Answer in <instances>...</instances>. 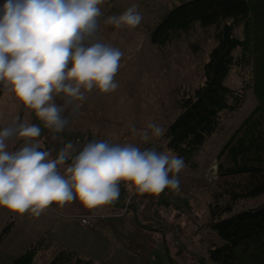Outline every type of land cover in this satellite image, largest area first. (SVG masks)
<instances>
[{
    "label": "clouds",
    "instance_id": "1",
    "mask_svg": "<svg viewBox=\"0 0 264 264\" xmlns=\"http://www.w3.org/2000/svg\"><path fill=\"white\" fill-rule=\"evenodd\" d=\"M103 2L6 0L0 7V84L18 108L35 114L53 139L78 115L90 93L108 94L119 86L115 77L125 52L98 36ZM142 19L133 5L104 23L115 36L136 29ZM56 97L64 103L58 105ZM132 131H137L134 126ZM139 134L148 142L164 129L149 122ZM40 136L39 125L19 117L0 130V206L13 213L39 217L53 204L63 208L77 199L85 209H99L119 199L121 182L130 196L179 189L185 163L178 155L93 140L76 155L68 142L53 158L51 151L41 150ZM13 137L24 140L14 152L8 144Z\"/></svg>",
    "mask_w": 264,
    "mask_h": 264
},
{
    "label": "trees",
    "instance_id": "2",
    "mask_svg": "<svg viewBox=\"0 0 264 264\" xmlns=\"http://www.w3.org/2000/svg\"><path fill=\"white\" fill-rule=\"evenodd\" d=\"M196 23L215 27L216 44L204 66V82L185 92L179 101L181 112L164 134L167 147L185 164L190 163L219 128L221 114L235 111L242 103L243 92L225 83L231 70L251 65L249 86L257 105L218 153L217 185L232 203L254 198L264 193V0H185L150 31V39L165 46L182 32H190ZM238 26H242V37L235 34ZM116 203L121 208V199ZM225 212L222 216L221 211L212 209L206 225L220 239L208 249L209 259L214 264H264V202L236 212L229 205ZM129 214L135 224L161 233L170 264H180L161 229L135 211ZM13 225L11 221L4 227L0 241ZM48 249L53 254L47 264H95L75 250L57 246L48 236L39 238L10 264H37L38 256ZM190 264H206V257H195Z\"/></svg>",
    "mask_w": 264,
    "mask_h": 264
},
{
    "label": "crops",
    "instance_id": "3",
    "mask_svg": "<svg viewBox=\"0 0 264 264\" xmlns=\"http://www.w3.org/2000/svg\"><path fill=\"white\" fill-rule=\"evenodd\" d=\"M119 14L121 13L115 15ZM150 31L138 26L134 30H123L113 36L114 29L111 26L103 27L98 33L99 38L121 46L125 52L124 62L115 77L119 86L108 94H100L97 91L90 93L78 115L70 117L72 121L66 131L92 141L106 140L112 144L125 145L129 144L133 134H138L141 128L151 122L149 109L160 103H152L154 94L151 93L149 85L153 77L149 74L150 71L144 68L145 59L154 57L153 52L144 51L145 45L151 40ZM135 78L141 86L137 88V92L133 90L132 98H128L129 94L124 93L125 86L135 81ZM118 92L124 94L117 95ZM56 103L62 105L64 101L61 97H56ZM70 111H65L64 115L68 116ZM17 117L21 122L40 126L41 144L43 148L51 151L52 157L55 158L59 151L56 139H53V135L44 128L33 112L18 108L0 84V130L12 124ZM133 126L137 130L135 133L132 131ZM153 139L151 137L150 140ZM8 144L9 150L14 152L24 144V140L13 137ZM77 151L75 149L73 155L78 154ZM65 167L66 165L61 166L62 172ZM160 207L173 220L182 223L186 233L189 231L188 217L172 215L171 211H166L162 205ZM119 211L120 205L116 201L99 209L88 210L78 199L63 208L53 204L39 217L30 213L20 215L0 206V233L8 223H14L10 232L0 241V264H10L42 236H48L59 247L75 250L82 256L93 259L95 264H170L164 250L165 237L158 231L135 224L131 214L119 216ZM88 214H104L107 217L96 228L88 229L81 226L74 217ZM166 240L172 247L171 239L166 237ZM172 256L180 264L192 262L188 255L176 253L174 250Z\"/></svg>",
    "mask_w": 264,
    "mask_h": 264
},
{
    "label": "rangeland",
    "instance_id": "4",
    "mask_svg": "<svg viewBox=\"0 0 264 264\" xmlns=\"http://www.w3.org/2000/svg\"><path fill=\"white\" fill-rule=\"evenodd\" d=\"M183 1L185 0H104L103 4L100 5L102 12V16L99 18L100 31L106 25L104 21L109 16L123 13L133 5L138 7V11L143 17L139 26L146 31L148 29L152 30L169 11L175 6L180 5ZM4 2L6 0H0V7L3 6ZM214 33V26L203 28L199 23H196L190 32H182L179 38H175L165 46L154 45L151 40L145 45L144 51L153 52L154 55V57L151 56L144 61V68L150 71L149 74L153 77L149 85L151 93L154 94L151 100L155 105L160 103L158 106L149 109L151 111L150 121L160 125L164 129V134L169 124L181 112L179 101L184 93L189 92L204 82V66L209 60L212 48L216 44L213 38ZM235 34L238 37H242V26L236 28ZM237 53H239V50H237ZM153 67L155 68L153 69ZM134 80L125 86L126 90L124 93L129 94L128 98H132L131 94L134 93L133 90L137 92V88L141 86L137 84L136 78ZM225 83L233 90L240 91V93L243 92L240 107L235 111H225L221 114L220 125L217 131L205 143L192 161L185 164V167L178 174L180 180L179 189H171L177 196H181L182 199L192 205L193 216L196 218L194 219L189 214L181 215L184 218L188 217L190 220L187 224L189 231L186 233L184 228V234L185 236L187 234V239L197 251L196 255H193L190 251L182 252L188 255L187 257L190 262L195 257H199V259L206 257V264H214L209 259L208 249L218 244L220 239L209 228H202V225L206 226L209 222L212 209H218L221 211L222 216H226L225 209L229 205H232L233 212H236L245 208L255 207L264 202L263 193L254 198L238 200L232 203L229 197L224 195L217 185V155L235 130L257 105V98L249 86L252 83L251 65L235 66ZM124 93L118 92L117 95ZM117 95L115 96L117 97ZM135 99L138 100V98ZM141 126L143 127L144 125ZM164 134L159 137H153V140L144 142L140 134L136 133L133 134L128 142L142 150L144 148H155L158 152L175 155L173 151L168 149L167 139L164 137ZM63 135L68 137L77 136L66 130L59 134L56 138L59 149L66 144L60 140ZM74 148L76 149L75 146ZM76 216L74 215V217ZM155 232L157 231L155 230ZM174 252L177 253L176 248H174ZM52 254L51 249L45 250V252L38 256L36 263L47 264Z\"/></svg>",
    "mask_w": 264,
    "mask_h": 264
},
{
    "label": "built area",
    "instance_id": "5",
    "mask_svg": "<svg viewBox=\"0 0 264 264\" xmlns=\"http://www.w3.org/2000/svg\"><path fill=\"white\" fill-rule=\"evenodd\" d=\"M60 140L62 143L71 142L78 151L89 141H92L78 135L73 137L63 135ZM119 198L122 201L118 213L119 216H125L130 211H135L142 219L150 222L158 229H161L164 234L171 239V244L177 249V252L182 253L190 251L193 255H196L197 251L184 234L183 224L173 220L169 217V214L160 207V205H162L166 211H171L172 215L176 214L181 216L189 214L193 216L192 205L175 195L170 188H166L164 192L160 193L158 196H150L147 194L144 196L139 194L130 196L123 182H121ZM106 217L107 215L103 214L76 216L78 222L88 229L96 228ZM194 219L196 218L194 217ZM206 227L207 226L202 225V228L206 229Z\"/></svg>",
    "mask_w": 264,
    "mask_h": 264
},
{
    "label": "water",
    "instance_id": "6",
    "mask_svg": "<svg viewBox=\"0 0 264 264\" xmlns=\"http://www.w3.org/2000/svg\"><path fill=\"white\" fill-rule=\"evenodd\" d=\"M3 4V3H2Z\"/></svg>",
    "mask_w": 264,
    "mask_h": 264
}]
</instances>
